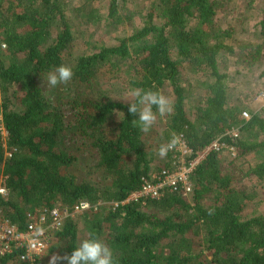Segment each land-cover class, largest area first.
<instances>
[{"label": "trees", "instance_id": "trees-1", "mask_svg": "<svg viewBox=\"0 0 264 264\" xmlns=\"http://www.w3.org/2000/svg\"><path fill=\"white\" fill-rule=\"evenodd\" d=\"M118 26L131 30L117 44L89 43ZM80 27L86 50L75 57ZM251 28L252 42L236 39ZM2 45L0 177L10 192L0 205L12 224L24 229L29 212L58 204L115 202L83 219L117 264H264V212L244 214L260 205L258 184L264 189V108L242 104L264 82V0H0ZM61 64L73 78L46 91L42 80ZM189 66L202 76L186 88ZM132 88L172 103L147 132L131 122V101L114 98ZM173 136L192 151L189 161L219 139L237 156L210 153L189 197L167 189L122 205L145 179L175 169L170 152L158 154ZM83 158L91 163L78 173ZM79 242L77 223L66 220L46 264ZM0 264L19 263L6 256Z\"/></svg>", "mask_w": 264, "mask_h": 264}, {"label": "built area", "instance_id": "built-area-1", "mask_svg": "<svg viewBox=\"0 0 264 264\" xmlns=\"http://www.w3.org/2000/svg\"><path fill=\"white\" fill-rule=\"evenodd\" d=\"M5 49L6 45H2L0 54ZM243 116L249 118L247 113H244ZM226 135L233 138L232 141H234L236 140L234 138H238L240 134L238 130L232 128ZM177 138L176 146L169 151L175 159V169L172 171L163 170L161 174L154 176L153 181L145 179L141 190L134 193L122 205L131 201H138L142 197L153 200L159 199L167 189L185 198L189 197L193 191V172L210 153L223 152L231 153L233 157L237 156L234 146L219 139L212 142L205 150L199 152L193 160L189 161L188 157L192 151L181 136ZM9 192L6 178L1 176L0 200L8 198ZM119 205L120 203L115 202L104 203L100 201L97 204H91L87 201H81L72 207L58 204L51 209H38L27 214V225L24 229L12 224L3 213L0 205V261L6 256H15L19 264H46V256L52 240L66 220L75 219L87 213H97L103 206L117 208Z\"/></svg>", "mask_w": 264, "mask_h": 264}, {"label": "clouds", "instance_id": "clouds-1", "mask_svg": "<svg viewBox=\"0 0 264 264\" xmlns=\"http://www.w3.org/2000/svg\"><path fill=\"white\" fill-rule=\"evenodd\" d=\"M73 70L66 65H59L54 67L47 75V83L52 87L66 83L73 78ZM128 97L135 98L131 101L128 112L137 117L131 122L141 131L147 132L154 124L157 113L164 116L172 111L171 101L158 91L143 90L140 88H132L128 91ZM156 109L154 111L153 109ZM125 118L123 112L118 113ZM123 120V119H121ZM178 142V138L173 136L167 145H162L159 148V156L164 157L173 149ZM117 264L113 250L94 234L80 242L70 254L66 255H52L49 264Z\"/></svg>", "mask_w": 264, "mask_h": 264}, {"label": "rangeland", "instance_id": "rangeland-1", "mask_svg": "<svg viewBox=\"0 0 264 264\" xmlns=\"http://www.w3.org/2000/svg\"><path fill=\"white\" fill-rule=\"evenodd\" d=\"M135 2L137 0H134ZM77 1H75L74 3H76ZM232 2V1H231ZM101 7V6H99ZM96 11H97V8H95ZM73 11L74 10H71V13L73 14ZM233 14V13H232ZM231 14L228 12V13H221L220 14V18L223 20V21H226L229 16ZM237 18V16L232 15V19H235ZM139 22L141 21V19H137ZM235 31H236V27H232ZM131 29L126 27L125 30L121 29L120 26L118 27H115V30H112L110 32H108L106 34L105 37H102V33H100V31L90 39L89 43H94L95 41L96 42H101V43H105V45H115L117 44V38L124 34L125 36L128 34V32L130 31ZM241 31V29H240ZM85 32V28L84 27H80L76 30L75 32V38H76V52L73 54L75 57H77L79 54L81 53H84L85 50H86V45L84 43V40H83V37ZM254 32V28H251L249 30V32L247 33L246 31H244L243 33H241L242 35L239 36L237 35V38H240L242 40V43H250L252 42L253 38L255 37V35L253 37H251V34ZM101 36V37H100ZM261 40V39H260ZM102 44V45H103ZM72 55V56H73ZM3 56V54H2ZM1 56V57H2ZM222 71L223 72H228L227 70H225L224 68H222ZM202 72H197V71H194L190 66L188 68H183L181 70V81H182V84L188 88L189 85L194 81V79H199L202 75ZM41 86L47 91H50V90H55L56 88L54 87V89L52 88L51 85H49L47 83V79L45 80H42V83H41ZM248 96L247 97H243L244 100L243 101V105L245 106V104H247V106L249 107V109L251 110H258L259 109H262L264 108V82L262 84H260V82H254V84L251 86V88L249 89L248 91ZM114 98L115 99H118V100H121V101H124V102H129L130 100L128 99H134V98H131V97H128V95H114ZM169 99V98H168ZM194 100H198V96L197 94L193 97ZM170 100V99H169ZM244 113H250V111H248L247 109L244 110L242 112V116ZM229 154H227L228 156ZM230 156V155H229ZM233 157V156H230V158ZM234 158V157H233ZM91 162L88 161L87 158H83L81 160V163L79 165V167L77 168V172H81L83 170H85L87 168V166H89ZM259 186L257 187V189H260L261 191V196L260 198L258 199V202L260 203V205L257 207V208H249V210H247L244 214L245 215H251V214H254V212L257 210V212H264V189H262V185L261 184H258ZM99 212V210L97 211ZM84 215H81V216H78L77 218L74 219V221L77 223V226H78V237L80 239V242H82L83 240L85 239H88L89 238V233L87 230H85L84 228V223H86V221L83 219ZM102 240V239H101ZM79 242V243H80Z\"/></svg>", "mask_w": 264, "mask_h": 264}]
</instances>
